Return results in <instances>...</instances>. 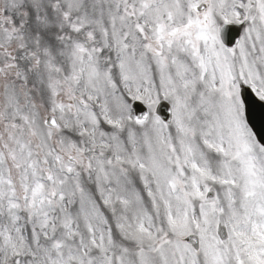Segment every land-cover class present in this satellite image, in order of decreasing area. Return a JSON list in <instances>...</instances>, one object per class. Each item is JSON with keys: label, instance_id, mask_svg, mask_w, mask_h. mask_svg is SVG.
<instances>
[{"label": "snow or ice", "instance_id": "6c2138e0", "mask_svg": "<svg viewBox=\"0 0 264 264\" xmlns=\"http://www.w3.org/2000/svg\"><path fill=\"white\" fill-rule=\"evenodd\" d=\"M0 264H264V0H0Z\"/></svg>", "mask_w": 264, "mask_h": 264}]
</instances>
